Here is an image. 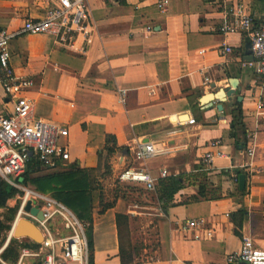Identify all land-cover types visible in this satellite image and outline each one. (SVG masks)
I'll list each match as a JSON object with an SVG mask.
<instances>
[{"label": "crops", "instance_id": "crops-1", "mask_svg": "<svg viewBox=\"0 0 264 264\" xmlns=\"http://www.w3.org/2000/svg\"><path fill=\"white\" fill-rule=\"evenodd\" d=\"M238 1L247 7L253 28L264 25V0ZM219 2L170 0L169 12L163 15L153 0H89L93 31L85 55L61 48L48 35L19 36L9 44L15 75L35 82L25 95L33 100L36 116L68 130L62 142L68 147L70 163L61 168L77 165L92 171L94 264H121L115 217L132 218L120 198L100 213L102 181L97 176L106 148L115 150L109 160L115 180L121 170L143 166L157 182L164 179L160 178L163 171L166 178L185 181L172 204H158L153 258L135 264H230L227 257L240 249L243 236L264 250V118L256 116L254 108L262 91L257 76L243 68L251 58L246 36L215 31L225 17ZM49 7V0H0V29L16 32L25 20L42 19ZM223 44L232 49L225 57ZM231 79L237 80L239 91L222 104L221 111L216 101L211 106L201 103L205 95L229 89ZM236 104L241 106L246 131L241 147L230 136ZM11 107L0 85V114ZM191 119L193 125L188 123ZM216 140L225 156L215 158L204 171L202 158L208 144ZM138 143H150L161 154L139 164L133 156ZM248 149L253 150L252 158L246 154ZM57 168L38 167L36 174ZM236 171L245 174L241 175L244 197L239 194L243 190ZM201 180L214 197L195 203L191 200L199 193L194 185ZM241 208L247 212L243 219L237 215ZM200 219L207 221L211 238L200 231L202 238L194 240L196 231L185 230L189 221ZM52 231L67 235L58 219L52 222ZM29 253L38 252L21 250L15 264L38 263L39 257Z\"/></svg>", "mask_w": 264, "mask_h": 264}, {"label": "built area", "instance_id": "built-area-1", "mask_svg": "<svg viewBox=\"0 0 264 264\" xmlns=\"http://www.w3.org/2000/svg\"><path fill=\"white\" fill-rule=\"evenodd\" d=\"M89 0H49L50 7L40 20H25L16 32L0 29V85L3 93L9 99L12 107L0 114V180L18 190L23 195L20 207L7 234V242L13 238L16 224L21 219L33 223L41 232L43 242L34 257L42 256L41 264H89V247L86 238V225L82 223L67 207L56 200L25 187L20 177L27 167L36 165L39 168L52 170L70 163L68 147L62 142L68 136V130L62 125L52 124L40 119L35 114L33 100L25 93L35 87L32 79L18 77L12 70L9 44L19 36L48 35L55 39L61 48L69 52L85 55L91 42L93 28L90 24ZM159 13L167 15L170 0H153ZM218 7L224 13L223 22L215 31L221 35L244 34L250 44L251 60L243 63V68L253 72L260 81L261 96L256 99L254 108L256 116L264 118V25L253 28L252 16L245 4L238 0H221ZM204 51H200L202 55ZM232 53L231 47L223 44V57ZM125 93L120 94L123 103ZM189 125L195 123L189 120ZM222 146L219 140L208 144V151L202 158L204 171L209 170L215 158L224 157L219 150ZM161 152L150 143H138L133 150L135 162L145 164ZM246 154L253 157V150ZM163 171L160 178H166ZM120 184L141 186L147 192L155 191L156 180L142 167H131L121 170L117 175ZM30 202L43 215L39 221L24 211ZM58 219L66 236H57L52 231V222ZM185 230L196 231L194 240H200L203 231L206 238H211L213 232L207 228L204 219L189 221ZM230 264L239 262L245 264H264V250L255 246L249 236H243L240 249L227 257ZM0 264H5L0 259Z\"/></svg>", "mask_w": 264, "mask_h": 264}, {"label": "trees", "instance_id": "trees-1", "mask_svg": "<svg viewBox=\"0 0 264 264\" xmlns=\"http://www.w3.org/2000/svg\"><path fill=\"white\" fill-rule=\"evenodd\" d=\"M232 123L230 127V136L236 140V146L241 147V142H244L246 131L243 125V116L240 104L234 105L232 108ZM115 150L106 148L103 154V162L100 171L102 175L109 173L108 162L114 155ZM59 168L56 171H49L43 175L39 173L36 165H30L27 171L20 177V181L25 187L30 186L36 192L44 195H49L57 202L67 207L75 216L84 224H86V238L89 247V264H94V247L92 236V180L90 170L80 169L77 165H71L67 168ZM237 177L245 175L240 171L235 172ZM201 176V175H200ZM204 177V175H202ZM200 180V179H199ZM193 181H196L195 179ZM188 181L189 186H193L194 182ZM202 181V180H201ZM204 181V179H203ZM198 182L199 198H193L192 202L200 200L207 201L214 197L208 190V186ZM183 177L164 178L157 182L155 187L156 201L159 206L167 207L173 202L175 194L184 188ZM187 182V181H186ZM244 197L246 191L239 193ZM22 193L12 188L11 186L0 180V259L8 264H15L18 260L20 251L23 249H31L34 252H39L41 246L35 243H24L14 238H11L5 248L7 234L10 232L11 225L15 215L20 207ZM15 200L17 203L14 207H9L8 202ZM100 213L113 207L114 203H103L102 196L99 193ZM247 214L245 208H241L237 215L243 219ZM235 216V215H232ZM131 220L128 215L118 214L115 217L117 236H118V253L121 264H135L136 260L141 257L140 249L133 244L131 239ZM42 256L38 258V263L41 264ZM141 264V263H136Z\"/></svg>", "mask_w": 264, "mask_h": 264}, {"label": "rangeland", "instance_id": "rangeland-1", "mask_svg": "<svg viewBox=\"0 0 264 264\" xmlns=\"http://www.w3.org/2000/svg\"><path fill=\"white\" fill-rule=\"evenodd\" d=\"M109 173L102 175L103 170L97 176L102 181L98 186L103 203H112L121 199L132 215L131 239L140 249V261L153 258V250L156 246L155 223L158 219V203L154 192H147L133 185L120 184L117 178H112V170L109 161ZM43 169V168H42ZM45 171V170H42ZM28 189H32L27 187ZM33 190V189H32ZM15 200L8 202L9 207L16 205ZM157 215V216H156ZM61 237V236H60Z\"/></svg>", "mask_w": 264, "mask_h": 264}, {"label": "water", "instance_id": "water-1", "mask_svg": "<svg viewBox=\"0 0 264 264\" xmlns=\"http://www.w3.org/2000/svg\"><path fill=\"white\" fill-rule=\"evenodd\" d=\"M247 49H249L250 54V44L248 43ZM251 56V55H250ZM251 60V58H250ZM229 89L220 90L217 93H212L205 95L203 99L201 100V103L205 106H211L212 102H218L217 109L219 111L222 110V104L227 100L233 97L236 92L239 91V88L237 86V80L231 79L229 80ZM238 101L241 102L242 98H238ZM245 184V178L244 176H240L239 178V189L242 191ZM24 211L29 213L31 216L36 217L39 221L43 220L42 213L37 209L31 206V203L28 202L25 205ZM15 232H13V238L16 240L19 239H28L32 241L35 244L41 245L43 242L42 234L37 229V227L31 223L30 221L26 219H21L18 221V223L15 226L14 229Z\"/></svg>", "mask_w": 264, "mask_h": 264}]
</instances>
